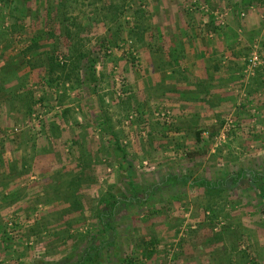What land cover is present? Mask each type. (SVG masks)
<instances>
[{"label": "rangeland", "instance_id": "374dc122", "mask_svg": "<svg viewBox=\"0 0 264 264\" xmlns=\"http://www.w3.org/2000/svg\"><path fill=\"white\" fill-rule=\"evenodd\" d=\"M0 264H264V0H0Z\"/></svg>", "mask_w": 264, "mask_h": 264}, {"label": "trees", "instance_id": "16d2710c", "mask_svg": "<svg viewBox=\"0 0 264 264\" xmlns=\"http://www.w3.org/2000/svg\"><path fill=\"white\" fill-rule=\"evenodd\" d=\"M93 62H94L93 59H90L88 62L89 63V70H90L89 73L93 72V69H92ZM111 135H112V137H114L113 134H111ZM114 148L116 151L119 152L120 158L124 159L125 153L118 146V143L116 140H114ZM244 175L249 177L248 181L251 184V186H253L255 184V182L257 180H259L261 177V175L258 173H255L253 171H245V170L241 169V170L237 171L236 173H234L233 175H230L228 178L222 179V180L217 179V180L212 181V180H207L204 178L190 179L189 176H186V175H182V176L171 175V178L177 183L188 184L189 186H202L203 188L208 189V190H216V189L220 190V189L226 188L227 185H229V184L237 183L238 180L241 179L242 176H244ZM115 202L116 201L110 200L109 198L104 200V206H105L106 210H104L103 212H101L98 215L99 223L104 229H107V225L105 222L106 216L107 215L109 216L112 214L113 209L115 207Z\"/></svg>", "mask_w": 264, "mask_h": 264}, {"label": "crops", "instance_id": "0c3cea01", "mask_svg": "<svg viewBox=\"0 0 264 264\" xmlns=\"http://www.w3.org/2000/svg\"><path fill=\"white\" fill-rule=\"evenodd\" d=\"M210 44H212V43H210ZM177 45L179 47V50L186 52L187 55H185V57H184L185 60H184V58H181V60L184 62H180L181 60L178 59V67H176V69L179 68V70H183L185 68L184 66H187L189 64V62L186 61L187 56H190V55L191 56H201L199 59L201 60V64H202V72L200 71L201 73H198L197 75H195L194 78L196 77L195 80H197V82L205 80V81H208L207 83H211V84L213 83L211 91H217L218 92L219 90L217 88L218 86L216 85V82L219 81V86H220V83L222 82V81H220V80H222V79H220V76H223V73H219V72L211 73L210 70L205 69V65H204V63L206 62V61L204 62V59H206V57L208 56L207 50L209 47L211 48V45H209V43L206 42L205 45H200L199 47H193L192 42H191L190 47L188 46V44H187L188 47H186L187 49H189V51H187L185 49V47H182L181 43H177ZM205 51H207V52H205ZM180 55H181L180 57H182V53H180ZM206 64H208V61L206 62ZM173 74H175V73H173V71L168 73V75H173ZM183 81L180 80V82H178L174 76L173 79L171 80V83L174 85H178V88H183L184 87ZM188 84H189V82H188ZM205 89H204V91L207 90V89L206 90ZM208 91H210V90H208Z\"/></svg>", "mask_w": 264, "mask_h": 264}, {"label": "built area", "instance_id": "2783aa9c", "mask_svg": "<svg viewBox=\"0 0 264 264\" xmlns=\"http://www.w3.org/2000/svg\"><path fill=\"white\" fill-rule=\"evenodd\" d=\"M255 58V57H254Z\"/></svg>", "mask_w": 264, "mask_h": 264}]
</instances>
